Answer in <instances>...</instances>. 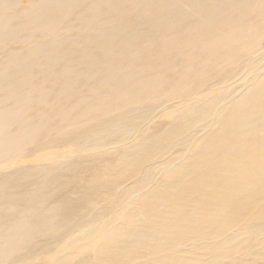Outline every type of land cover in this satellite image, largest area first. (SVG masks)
Returning a JSON list of instances; mask_svg holds the SVG:
<instances>
[{
    "label": "bare ground",
    "instance_id": "bare-ground-1",
    "mask_svg": "<svg viewBox=\"0 0 264 264\" xmlns=\"http://www.w3.org/2000/svg\"><path fill=\"white\" fill-rule=\"evenodd\" d=\"M0 264H264V0H0Z\"/></svg>",
    "mask_w": 264,
    "mask_h": 264
},
{
    "label": "rangeland",
    "instance_id": "rangeland-1",
    "mask_svg": "<svg viewBox=\"0 0 264 264\" xmlns=\"http://www.w3.org/2000/svg\"><path fill=\"white\" fill-rule=\"evenodd\" d=\"M87 249V244L77 245L70 248L71 252H80L81 250Z\"/></svg>",
    "mask_w": 264,
    "mask_h": 264
}]
</instances>
